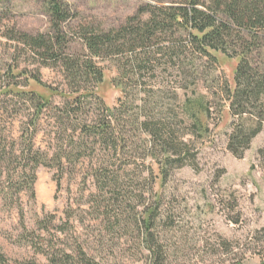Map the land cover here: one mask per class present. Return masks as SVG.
<instances>
[{"label":"rangeland","instance_id":"1","mask_svg":"<svg viewBox=\"0 0 264 264\" xmlns=\"http://www.w3.org/2000/svg\"><path fill=\"white\" fill-rule=\"evenodd\" d=\"M58 1L69 16L59 35L64 46L55 57L61 61L72 56L83 63L88 51L81 27L97 32L118 29L145 6L180 5L188 0ZM53 25L48 0H0V133L10 144L34 131L27 123L35 111L15 93L34 92L62 109L69 103L72 88L92 86L90 81H73L55 57L46 60L25 42L26 36L47 41L55 37ZM259 38L246 41L244 47L252 48L251 64L264 73V32ZM171 39L178 47L180 35ZM230 45L241 49L238 38ZM171 54L163 51L151 57L142 72L127 69L131 73L125 80L127 96L135 112L138 108L152 119H165L179 134L192 125L181 114L187 99H199L210 110L209 118L199 114L201 133L184 138L198 151L194 166L175 170L164 184L154 182L142 166L144 143L135 136L131 138L135 148L118 162L122 167L109 173L99 190L91 175L95 161L77 162L72 150L73 143L79 144L74 130L80 116L67 115L63 109L45 110L37 146L51 154L61 149L73 153L62 170L41 167L36 171L34 200L29 193L19 195L25 225L18 206L6 205L0 197V254L13 263L33 259L44 263L30 245L54 236L72 251L81 248L99 264H264V168L259 158L264 150V125L243 159L228 151L238 120L230 113L226 91L235 88L239 59L217 54L218 63L213 65L192 54L186 60ZM117 58L101 62L104 81L97 89L110 108L122 96L113 83L119 71L114 63H128L125 54ZM201 63L208 64L200 67ZM129 163L131 168H125ZM18 185L12 184L13 194ZM151 207L157 209L158 218L152 236L147 237L144 211ZM39 221H44L48 232L38 230ZM39 235L41 239L36 238ZM148 247H156V253Z\"/></svg>","mask_w":264,"mask_h":264},{"label":"trees","instance_id":"2","mask_svg":"<svg viewBox=\"0 0 264 264\" xmlns=\"http://www.w3.org/2000/svg\"><path fill=\"white\" fill-rule=\"evenodd\" d=\"M48 4L57 35L48 41L44 37H25L30 48L46 60L61 52L64 46L63 39L59 38L63 33L61 25L67 22L69 16L58 0H48ZM261 32H264V0H188L180 5H148L118 29L97 32L81 27V38L88 51L85 61L81 63L72 56L61 61L56 57L53 60L63 64L73 81L93 82L90 88H72L69 103L62 109L67 115L80 116V122L74 130L79 134V144L73 143L76 147L72 150L77 154V162L95 161L91 175L99 186L98 189L102 190L101 184L103 180H108L109 173H113L118 165L119 168L122 167L118 162L135 148V142L131 140L135 136L144 143L141 148L143 158L146 159L142 166L154 182L160 180L164 184L172 172L187 165L194 166L197 161L198 151L185 142L184 138L199 135L203 130L200 113L209 118L210 110L202 107L199 99L189 98L183 105L181 114L189 118L192 125L186 127L187 132L179 134L165 119H152L138 108L135 112L134 102L127 96L128 84L125 80L130 78L131 73L126 70L138 73L144 71V65L152 61L151 57L163 51L171 52V57L175 56L177 59L183 56L185 60L187 55L192 54L197 60H205L213 65L218 63L217 54L239 59L234 78L235 88L233 91H226V101L231 115L238 120L229 137L228 151L235 158L243 159L264 125V73L251 64L252 48L244 47L246 41L257 42ZM176 35L181 38L178 47L171 39ZM235 38H238L241 49L231 47L230 42ZM124 54L128 63L123 66L121 63H114L119 71L118 77L113 81L116 87L121 88L122 96L116 106L110 108L97 93L104 81L105 68L101 62L108 58L118 59V56ZM208 63H201L200 67ZM36 82L43 86L40 80ZM197 82L198 79L194 84ZM15 96L25 98L26 103H30L34 109V116L27 123L34 131L28 138H25V133L22 134L18 139L19 143L14 139L12 144L0 133V197L2 196L6 205L18 206L20 222L25 225L19 195L29 193L34 200L36 171L41 167L62 170L64 162H68L73 152L61 149V153L51 154L46 148L37 146L45 110L51 108L62 112V109L54 107L49 100L34 92L19 91ZM190 128L193 130H189ZM259 158L264 168V150L259 152ZM131 166L129 163L125 168ZM14 183L19 184L16 194L10 191ZM156 210L151 207L144 211L147 237L152 236L151 231L158 218ZM36 225L40 231L48 230L44 227V221H39ZM36 238L41 239V236ZM30 248L35 255L44 259V263L34 259L13 263L1 253L0 264H99L81 248L72 251L67 245L59 243V240H54V236L31 243ZM148 248L151 253H156V247Z\"/></svg>","mask_w":264,"mask_h":264}]
</instances>
